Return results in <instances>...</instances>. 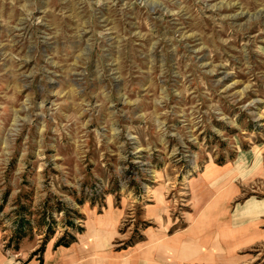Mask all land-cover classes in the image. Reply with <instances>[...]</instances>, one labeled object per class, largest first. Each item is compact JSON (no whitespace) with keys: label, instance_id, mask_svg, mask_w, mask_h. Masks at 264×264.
<instances>
[{"label":"rangeland","instance_id":"rangeland-1","mask_svg":"<svg viewBox=\"0 0 264 264\" xmlns=\"http://www.w3.org/2000/svg\"><path fill=\"white\" fill-rule=\"evenodd\" d=\"M92 254L264 264V0H0V264Z\"/></svg>","mask_w":264,"mask_h":264},{"label":"crops","instance_id":"crops-1","mask_svg":"<svg viewBox=\"0 0 264 264\" xmlns=\"http://www.w3.org/2000/svg\"><path fill=\"white\" fill-rule=\"evenodd\" d=\"M107 251V250H106ZM99 255H102V254H99ZM99 255H95V254H92V264H94V262L93 261H95L96 260V262H101V261H99V259H104V260H106L107 258L106 257H102V256H99ZM103 255H107V256H111V255H113V253H111V252H103ZM94 256H96V257H94ZM75 258H76V255H75ZM90 258H88V260H89ZM78 261H79V259H78ZM112 262H114V261H106L105 262V264H112ZM156 264H162L163 262H161V261H156L155 262ZM81 264H88L87 263V259H86V263H81Z\"/></svg>","mask_w":264,"mask_h":264},{"label":"bare ground","instance_id":"bare-ground-1","mask_svg":"<svg viewBox=\"0 0 264 264\" xmlns=\"http://www.w3.org/2000/svg\"><path fill=\"white\" fill-rule=\"evenodd\" d=\"M211 179V178H210ZM193 190V189H192ZM195 190V189H194ZM157 197V196H156ZM159 198V197H158ZM161 198V197H160ZM195 205V204H194ZM254 205V204H253ZM251 207V206H250ZM253 207V206H252ZM249 211V210H248ZM251 211V210H250ZM154 213H156L155 211H154ZM156 215L157 216H159V214L158 213H156ZM91 228V227H90ZM93 234V233H92ZM164 247V246H163Z\"/></svg>","mask_w":264,"mask_h":264}]
</instances>
